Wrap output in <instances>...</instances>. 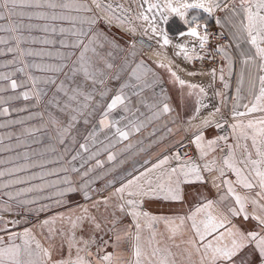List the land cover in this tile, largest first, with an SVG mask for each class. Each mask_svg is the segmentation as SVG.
Wrapping results in <instances>:
<instances>
[{"label":"snow or ice","instance_id":"1","mask_svg":"<svg viewBox=\"0 0 264 264\" xmlns=\"http://www.w3.org/2000/svg\"><path fill=\"white\" fill-rule=\"evenodd\" d=\"M93 2L97 8H102L106 12L113 10L111 4L101 5L96 0H93ZM239 3L242 9V18L237 38L242 39L254 49V54L246 56L243 63L247 65L258 61V71L264 73V0H239ZM17 7H46L48 9L62 8L91 11L84 4L75 3L74 0H0V21H8V26H0V31H8L13 34L17 32L19 26L13 25L11 19L14 15H24L23 12L17 13L15 11ZM116 7L123 8L120 4H117ZM228 7V4L224 5V9ZM219 8L220 4L216 0H183V2L176 3H174V0H164L162 4L157 2V0H142L138 19L146 21L151 28V32L156 36L162 37V46H166L171 41L167 32L163 28H158L157 16L160 17V21L164 24L169 22L170 16L178 17L185 26V30L180 31L178 36L192 37L199 41L198 47L204 49L209 41V34L206 28L203 33L198 30L205 26L200 25L195 16L191 19L187 18L188 10L202 9L206 13H211ZM146 13L152 15L150 16ZM233 14L236 15L237 13L234 12ZM36 15L44 18L43 13H37ZM114 18L117 19L118 23L124 22L118 17ZM50 19L73 18L53 14ZM95 22V19L87 21L90 25ZM43 30L47 32L49 29L45 27ZM51 31L55 32L56 29L52 28ZM59 31L65 33L69 30L60 28ZM147 31L148 29L146 28L145 32ZM72 35L76 39L71 44H67L63 40L60 43L65 48L77 49L79 54L76 55L71 51L57 52L55 56L58 57L59 62L44 64H28L25 62V57H52L53 53L26 51L21 47V41L25 38L19 35L12 36L15 41V47H8L7 52L15 53L16 55L13 60H9L7 63L14 64L19 62L23 64L22 68L16 69L17 72H25V69L35 68L44 73L60 74L64 78L59 79L58 76L56 78L52 76L41 78L25 73V79L18 81L12 78L14 75L12 73H0V81L7 82L6 86H0V93L9 89L13 92H16L17 89H26L20 91L14 97L9 96L5 99L0 96V115L9 113L10 109L3 107V105L13 99L23 98L25 101L34 99L39 103L42 97H47L48 95L45 89L40 87L42 84L52 91V96L47 100V103L67 116V120L63 121L57 116L51 115L46 125H44L54 129V138L58 139L60 144H64L67 137L71 138L73 145L78 143L77 137L80 133L77 132L76 135H72V133L76 129L78 122H82L85 125L86 134L82 136L83 142L79 143L76 154L71 157L72 161H75L81 155V152L87 153L88 160H92L94 157L99 156L101 151L108 153V161H113L116 156L108 150L121 141L128 140L133 132H139L144 127V123L143 121L137 123L130 118L134 113L129 107L132 102L125 92V89L129 87L128 84H121L115 89V94L111 96L110 100L105 102L104 98L108 97L109 89L105 86V80L101 77L100 69L96 67L93 57L87 55L89 52L96 55L97 46L103 47L102 44L97 45V34L80 29L73 31ZM42 42L44 44L53 43V41L47 39ZM0 44H8V40L0 38ZM177 48L179 51L176 55L183 53L186 59H193V57L188 55V45L177 44ZM216 51H222L221 47L217 46ZM2 54L3 52H0V55ZM195 58L204 59L203 56ZM106 67L111 69L113 65L107 64ZM140 68L141 65L138 64L131 72V75L136 77L137 80L140 79L137 74ZM169 71L171 72L170 69ZM220 71L223 73V69ZM211 74L215 76L216 70L213 69ZM171 75L175 77L174 72ZM113 78L118 79V77ZM220 79L223 80L222 74ZM256 80L259 82L258 92L252 93L253 99L250 103L242 105L245 110L239 111L240 105L237 104L231 111V118L234 122L229 124L228 127L232 130L234 143L221 146L222 141L226 142L228 140L227 136L219 135L212 139H206L203 131H199L189 141L190 144L195 145L201 160L217 151L224 153L219 157L220 167H216L217 158L215 157L201 167L191 157H188L187 153L181 155L179 152H172L171 156L164 155L153 163L151 167L145 168L139 175L133 176L115 189L112 195L118 197V202L114 206L112 225L115 226L117 224L115 211H119L132 218L135 228V233L132 234L128 229L123 230L121 233L113 227L115 241L119 244L129 235H132L131 257L124 261L121 256L102 252L103 246H101V250L98 251L95 258L96 264H178L177 259H175L176 253L169 246L166 245L163 248L158 246L160 242L156 239L157 233L154 230V225L161 221H163L168 232L166 239L172 242V247L180 249V255L187 261V264H264V215L255 214L256 208H259L260 212L264 213V204L259 203V201H264V115H252L258 112L264 113V74L258 75L251 81L252 89L257 87ZM89 83L91 88H89ZM178 83L182 86L185 85L183 80L178 79ZM97 85L101 86L99 90L96 87ZM187 87L196 89L197 85L188 84ZM93 93H97L100 100H94ZM199 93L201 95L204 94V89L199 88ZM132 95H137V93L133 92ZM201 106L207 107L206 105ZM118 109L128 115L122 114L117 118L114 113ZM171 110L169 104L164 102L162 108H159L148 119L159 118L161 114H167ZM97 111H99L100 118L96 123H93L92 118ZM197 111H199V108H197ZM215 112H220V109L216 108ZM244 117L252 118L245 121L242 119ZM211 123V120L205 119L201 121V126H210ZM89 125H92L90 130H88ZM215 126L216 128L224 127L221 123H216ZM101 136H103V139L100 138ZM248 141L251 142L250 147L251 150H254L255 158H253V151H250ZM97 145H99L98 148ZM181 146L183 147L184 145ZM92 148H96V150H90ZM238 149L240 152L239 157L237 156ZM66 151H71V149H66ZM173 159L177 162L175 166L165 168L166 165L171 164ZM95 163L97 167L103 166L102 161L99 159H96ZM147 163L145 161V164ZM160 169H164V171L158 173L155 179L149 175ZM92 170V168H89L84 175L86 176ZM71 171L75 172L77 169L73 167ZM211 171H216L218 173L217 179L220 180V183L215 184V186L218 189H226L220 195L219 202L206 200L186 217H160L142 210L145 199L156 197L168 201H182L184 196L181 185L202 182L204 180L202 172ZM229 171L235 176L234 181L225 178L226 172ZM4 175L5 173L0 171V176ZM15 182L20 183L21 181L17 180ZM65 183L68 187L60 191L58 193L59 196L63 197L69 193L77 192V188L72 186V181L66 180ZM237 187L255 191L254 197L241 194L237 191ZM26 191H31V189H26ZM83 195L85 199L89 198L88 192H84ZM125 196L128 198L125 199ZM110 199L111 197H105L102 201H97L93 206L95 207L96 204L100 203L108 206ZM228 200L233 201V203L217 211L218 205ZM249 203L254 209V213L251 215L247 211ZM126 209L127 211H125ZM201 214L202 218L198 219ZM230 217H242L244 221L255 220L259 231H244L238 225L232 223ZM56 219V217H53L51 220H45L43 224L44 226L50 223L54 224ZM59 219L63 220L64 217H59ZM67 219L72 229L82 228L85 222L91 223L94 230L102 229V224L97 218L89 215L88 208H83L81 215L76 216L74 219L71 216ZM189 221L191 222L190 224H188ZM16 223L17 221L0 220V233L5 234L0 235V264H93L91 259L92 252L88 251L85 255H81L84 252V248L79 246H76L74 258L69 256L67 259H52L50 247H42L38 241L35 243V247H32L34 237L31 229L25 228L22 233L9 231V226H15ZM146 230L151 235L147 238L145 246V243H142V233ZM49 231L51 234L54 229ZM185 232L188 234L185 235ZM161 235L163 236V233ZM17 239L22 241V243H17ZM72 239L74 237L68 238L69 248L74 246ZM176 241L179 242L177 243ZM82 242L89 248L96 243L94 236L89 240H82ZM105 244H107V241H105ZM248 249L252 251L245 255ZM193 257H198V260H193Z\"/></svg>","mask_w":264,"mask_h":264},{"label":"crops","instance_id":"2","mask_svg":"<svg viewBox=\"0 0 264 264\" xmlns=\"http://www.w3.org/2000/svg\"><path fill=\"white\" fill-rule=\"evenodd\" d=\"M74 2L84 4L91 11L83 9L77 11L75 9L62 8L17 7L15 9L17 13H24L23 16L14 15L11 19L13 25L19 26L17 32L13 34L8 31H0V38L8 40V44H0V52H3L0 55V73H12L14 74L12 78L18 81L25 79V73L41 78L46 76L56 78L58 76L59 79H62L63 76L60 74L44 73L35 68L25 69V72H17L16 69L22 68L23 64L19 62L14 64L7 63L9 60H13L16 55L15 53L7 52L8 47H15V41L12 36L19 35L25 38L21 41V47L26 51L53 53L52 57H25L26 63H57L59 62L58 57L55 56L57 52L71 51L76 55L79 54L77 49L65 48L60 41L63 40L65 43L71 44L76 39L72 32L83 29L89 33H96L98 36L97 45H103V47L97 46L96 55L91 52L87 53L88 56L93 57L96 67L100 69V75H102L105 71L103 62L110 60L109 53L112 52L108 42L102 39L105 36L106 40H108L106 35L95 31V28L99 27L103 21L87 0H74ZM37 13H43L44 18L36 15ZM53 14L68 16L73 19L52 20L50 17ZM226 16L227 25L225 29L229 36V44L223 54L228 60L234 84L237 86H245L247 84L250 89L251 81L258 76L256 70L258 61L247 65L243 63L246 56L254 54V49L242 39L237 38L239 32L236 28L240 14ZM89 19H95L96 22L90 25L87 23ZM0 26H8V21H0ZM45 27L49 29L47 32L43 30ZM52 28H55L56 31H51ZM60 28H65L69 31L61 33L59 31ZM110 35L111 40L116 39L112 34ZM45 39L51 40L53 43L44 44L42 41ZM144 55L151 61L141 56L118 85V87L121 84L129 85L125 92L132 102L129 107L134 115L130 118L137 123L143 121L144 127L139 132H133L128 140L121 141L108 150L116 156L113 161H108V153L105 151H101L100 155L92 160H88L87 153L81 152V155L75 161H72L71 157L76 154L79 143L83 142V139L79 141L74 151L64 158L58 139L54 138V129L44 125H46L51 115H55L63 121L67 120V116L47 103V100L52 96V91L44 85L41 84L40 87L44 88L48 95L47 97H42L39 103L34 99L25 101L20 98L13 99L3 105V107L10 109L7 115H0V171L5 173L4 176H0V199L4 203L17 205L34 213L67 211V208L75 207L80 201L89 200L98 191H107V189L131 179L133 176L139 175L143 168L151 167L159 158L172 152L175 146L184 139V124L188 118L194 115V110L198 108L197 102L201 101L200 95H197V89L188 88L187 83L201 87H204L205 83L198 79L196 81L192 78L187 79L186 76H180L174 68L165 64L155 63L159 60L151 58L148 53H144ZM138 64L141 65L137 73L140 76L139 80L131 75L132 69L136 68ZM173 72L175 77L171 75ZM177 78L185 81V85H180ZM6 84V81H0V86H6ZM89 86H91L90 83ZM210 86H207V88L211 89ZM24 90L26 89H17L16 92H13L9 89L0 93V96L6 99L9 96L14 97ZM133 92L137 93V95H132ZM114 94L115 90L112 95ZM164 102H167L172 110L167 114H161L159 118L149 120L148 118L152 117L154 112L162 108ZM122 114L128 115L120 112L119 109L114 113L117 118ZM99 118L100 114L93 123H96ZM91 126L88 130L91 129ZM100 138L103 139V136ZM98 147L99 145H97ZM90 150L95 151L96 148ZM96 159L102 161V167L96 166ZM145 161L148 163L145 164ZM73 167L77 171H71ZM167 167L169 165L165 166V168ZM89 168L93 170L85 176L84 173ZM17 180L21 182L16 183L15 181ZM66 180L72 181V186L77 188V192L61 197L58 193L68 187L65 183ZM110 181L111 183H109ZM196 187L199 192L186 199L183 198L182 201L160 199L159 201L149 200L144 202V204L147 211L152 215L175 218L179 216L186 217L204 200L218 202L217 199L207 197L209 194L208 189V193L203 194L202 187L197 185ZM26 189H31V191H26ZM209 189L212 191L213 187L210 186ZM84 192H88V199L84 198ZM200 192L208 199H204L202 194L198 198L197 196H199ZM18 193L19 195H17ZM215 196H217V193ZM199 199L201 201L196 203ZM220 205L222 204L218 205V209H220ZM73 208L71 211L74 210ZM190 223L189 221L188 224ZM154 230L157 236L161 235V233L168 236L166 229L157 228V224L154 225ZM150 235L151 233L146 230L147 238ZM115 255L123 258L121 252L115 253Z\"/></svg>","mask_w":264,"mask_h":264},{"label":"rangeland","instance_id":"3","mask_svg":"<svg viewBox=\"0 0 264 264\" xmlns=\"http://www.w3.org/2000/svg\"><path fill=\"white\" fill-rule=\"evenodd\" d=\"M117 1L118 4L122 5L124 9L128 8L131 10V17H135L134 12H140L141 10V3L142 0H114ZM97 3H100L101 5H108L103 0H96ZM123 2V4H122ZM159 3H163L164 0H157ZM176 2H183V0H174V3ZM217 3L220 4V8L211 12L206 13L202 9H190L188 10L187 18L191 19L193 16L196 17V20L200 25H203L205 27L199 28L198 30L202 33L204 32L205 28L206 30L215 29L219 32L223 33L227 37V43L223 46H220L222 51L215 53V60H217V64L214 66L211 64L210 59L211 57L208 56L206 52V46L204 49H200L198 47L199 41L188 36L180 37L178 36V33L180 31L185 30V26L183 23L179 20L178 17L170 16L172 20L170 23L164 27V25H159L158 21V28H163L169 36V39L171 41L170 44L166 46H162V37L156 36L151 32V28L148 25L146 21L140 20L136 27H134V30H131L132 34H134V37L132 39L136 42H139L144 46V53H148V55L151 58H154L156 61L155 63L158 64H165L166 66H170L176 70L178 75L186 76L187 79L192 78L196 81L201 80L202 83H205L204 87L197 85V92L198 96L200 95L201 101L198 103L197 106L199 108V111L194 110V115H192L190 118L187 119V122L184 124L183 132H184V139L182 141L189 143V141L193 138L195 134H198L199 131H203L205 134L206 139H212L219 135H224L228 137V140L226 142H221V146H225L229 143H234L233 134L231 128L228 127L229 124L233 123L234 121L231 118V111L232 109L239 104V111H244L243 104L250 103L253 99V92H258L259 89V82L256 80L257 87L255 89H252L250 86V89L248 85L245 86L239 85L237 86L234 84L230 69L228 60H226L223 52L227 50L229 40L227 35L226 25H227V16L231 15L233 12L240 14L238 16L237 21V30L239 29V24L241 21V14L242 9L239 3V0H216ZM94 3V2H93ZM95 4V3H94ZM228 4L229 7L227 9H224V5ZM96 5V4H95ZM102 15H100L101 20L111 23V22H118L117 19L114 17H118L120 19V15L115 9H113L110 12L104 11L102 8H99ZM122 13V12H121ZM129 12L126 11L125 14ZM125 14H123L125 16ZM148 14V13H146ZM149 15V14H148ZM151 16V15H150ZM138 20V17L136 18ZM131 19H127V21H124L123 23H120L124 25L125 23H129ZM132 25V24H131ZM128 29H130V26H127ZM148 29L147 32H145V29ZM149 33V34H146ZM177 44H186L188 45V55L193 57L192 60H188L184 57V54L181 53L180 55H176V53L179 51L177 48ZM229 49V48H228ZM144 59H147L148 61H151L147 56L143 55ZM197 56H203L204 59L206 57H209L207 61L204 59H196ZM232 67V66H231ZM216 70V75L213 76L211 74L212 70ZM221 69H223V73H221ZM232 69V68H231ZM229 70V71H228ZM257 70V75H262L264 73H261ZM189 73H195V74H189ZM221 74L223 75V80L220 79ZM198 79V80H197ZM200 82V81H199ZM187 83V82H186ZM189 84V83H187ZM211 85V86H210ZM207 86L211 89H208ZM199 88L204 89V94L199 93ZM219 94V95H217ZM201 105H206L207 107H202ZM219 108L220 112H215V109ZM253 116H260L264 115V113H254ZM252 117H244L245 121ZM209 119L212 121L210 126H201V121ZM216 123H221L224 125L223 128H216ZM181 141V142H182ZM190 144V143H189ZM250 151H253V158L254 156V150H251V142L248 141ZM193 146L194 154L191 157L196 163L201 165L203 167V164L207 161H210L213 159V157L217 158V165L216 167H220L219 157L223 155L224 153H221L220 151H217L213 154H209L208 157H206L204 160L199 159V154L196 151L195 145L190 144ZM174 152V149L172 150ZM171 152V153H172ZM171 153L168 155L171 156ZM240 152L239 149L237 150V156L239 157ZM174 159L172 160L169 167H171ZM146 168V167H145ZM143 168V170L145 169ZM164 169H160L157 172H153L150 174H158L163 172ZM202 176L204 177V180L202 182H195L191 184H182V192L184 194V198L191 197L192 195L197 194L199 191L197 190V186L202 187L203 194L208 193L207 197H211L212 199H217L219 202L220 195L226 191V189L220 188L218 189L215 184H219L220 180L217 179L218 173L216 171L211 172H202ZM209 176V177H208ZM212 177V178H211ZM230 180H235V176L229 171L226 172V177ZM127 181V180H126ZM124 181V182H126ZM215 181V183H214ZM122 182V183H124ZM113 186L107 191H104L103 195H94L87 201L79 202L74 207L67 208L65 210L56 211V212H49V213H34L30 212L28 210H25L23 208H20L17 205L14 204H8L4 203L0 199V220L4 221H17L15 226H9V231L15 232V233H22L25 228L32 230V235L34 239L32 240V247H35V243L38 241L42 247H50L51 252V258L54 260L59 259H67L69 256L72 258L76 255V246L84 248V252L81 253V255H85L88 251L92 252L91 259L93 260V264H96L95 258L96 253L101 250L105 253H122L123 260L127 261L131 257L132 252V245H133V239L132 235H129L125 240L121 241L119 244L115 241V233L113 231V227L119 232L122 233L123 230L128 229L132 234L135 233V228L132 223V218L125 213L115 211V218L117 219V224L115 226L112 225L111 220L113 219V212H114V206L118 202V197L113 196L112 193H114L115 189L120 187L122 184ZM142 183V181H141ZM210 186L213 187L212 191H210ZM208 189V190H207ZM195 190V191H193ZM258 190V189H257ZM237 191L241 194L248 195L250 197H254L255 191H248L244 190L240 187H237ZM212 192V193H211ZM217 193V196H215ZM201 192L199 193L198 198L201 196ZM202 194V195H203ZM105 197H111L109 205L105 206L103 203L96 204L94 207L93 205L97 201H102ZM204 199L206 198L205 195H203ZM128 197L125 196V199ZM162 198L157 199H147L149 200H157L159 201ZM201 200L199 199L196 201V203H199ZM205 201V200H204ZM202 201V203L204 202ZM233 203V201L228 200L225 201L222 205H220L221 208L227 207L229 204ZM260 204H264V201H259ZM74 207V208H73ZM72 208L75 210L71 211ZM88 208L89 209V215L95 216L97 220L102 224L101 230H94V227L91 223L85 222L83 224L82 228L72 229L71 224L69 220L67 219L69 216H71L73 219L76 216L81 215L82 209ZM6 209V210H5ZM142 210L147 211V208L145 204L142 205ZM127 211V209L125 210ZM219 211V209H217ZM248 213L251 215L254 213L253 206L251 203H249L247 207ZM255 214L257 215H264V213H261L259 208L255 209ZM53 217H56L55 223H50L47 226H44L43 222L45 220H51ZM59 217H64L63 220L59 219ZM202 218V214L198 219ZM232 223L238 225L240 228H242L244 231L248 230H256L259 231V228L257 227V221L249 219L247 221H244L242 217H230ZM157 228L164 229V223L160 222L157 224ZM50 229H54V231L50 234ZM188 233L185 232V235ZM0 235H5L4 233H0ZM95 238L96 243L92 244L89 248L86 246L82 240L86 241L89 240L91 237ZM74 237L72 239V244L74 245L72 248H69L68 245V238ZM167 236L164 235H158L156 236L157 241H159V247H165L166 245L171 248L173 252L176 253L175 259H177L178 264H187V261L180 255V249H177L175 247H172V242L168 241L166 239ZM146 231L142 233V243H145L146 246ZM105 241H107V244H105ZM17 243H22L19 239L16 240ZM177 243L179 241H176ZM95 251V253H93ZM252 250L248 249L245 252V255L250 253ZM193 260H198V257H193Z\"/></svg>","mask_w":264,"mask_h":264},{"label":"water","instance_id":"4","mask_svg":"<svg viewBox=\"0 0 264 264\" xmlns=\"http://www.w3.org/2000/svg\"><path fill=\"white\" fill-rule=\"evenodd\" d=\"M112 29L118 32L119 34H121L120 35L121 38H116L111 40V35L109 33V30H107L104 27L95 28V31L97 33L100 32L106 35L108 40H106L105 36L102 37V39L108 42L109 47L112 50L109 58L110 60L103 62L105 66V71L101 75V77L105 80V86L109 89L108 97L104 98L105 102L109 101L110 97L114 93V90L125 78L128 71L135 64V62L141 56L144 55V46L142 44L134 41L131 36H128L127 34H124L116 30L114 27L110 26V30ZM107 64H112L113 67L109 69L106 67ZM113 77H118V79H114ZM63 78L64 77H62V79ZM96 87L99 90L101 86L97 85ZM89 88H91V86H89ZM93 96H94V100L97 101L100 100V97L97 93H93ZM98 115H99V111H97L96 115L92 118L93 122L95 121ZM90 126L91 125H89L88 128ZM77 132L80 133V135L77 137L79 143V141L82 139V136L85 134V125L82 122H79L76 125V129L73 131L72 135H76ZM78 143L73 145L71 143L70 137L65 138L64 144L59 143L64 158L68 157L74 151ZM66 149H71V151H66Z\"/></svg>","mask_w":264,"mask_h":264},{"label":"built area","instance_id":"5","mask_svg":"<svg viewBox=\"0 0 264 264\" xmlns=\"http://www.w3.org/2000/svg\"><path fill=\"white\" fill-rule=\"evenodd\" d=\"M87 1L92 5V7L96 10V12H98L100 15H102L100 10L92 2V0H87ZM207 33L209 34V41L206 45V52H207L208 56L211 57V59H210L211 64L215 66L217 64V60H215V58H214L215 53H216V47L225 45L227 43V37L225 34L219 32L218 30H215V29L207 30ZM209 57H206L204 60L207 61ZM181 145H184V146L182 147ZM174 152H179L181 155H184L185 153H187L188 157H192L194 154V149H193L192 145L182 141L175 146ZM176 163H177L176 161H173L172 166H175ZM149 175L153 179H155V177L157 176V174H149ZM103 194H104V191H98L97 192V195H99V196L103 195ZM151 199H157V198L154 197ZM145 200H147V199H145ZM93 253H95V251Z\"/></svg>","mask_w":264,"mask_h":264},{"label":"flooded vegetation","instance_id":"6","mask_svg":"<svg viewBox=\"0 0 264 264\" xmlns=\"http://www.w3.org/2000/svg\"><path fill=\"white\" fill-rule=\"evenodd\" d=\"M103 1H105V3H107V4H111L112 7H113V9H115V10H117V11H120V12H118V14L120 15V20L127 21V19H131V21H130L129 23H125L124 25H122V24H120V23H118V22L107 23V22H105V21L103 20L102 24H101L99 27H101V28H102V27L106 28L107 30H109L110 34H112V36H114V37H116V38H121V37H120L121 34H119L118 32H116V31L113 30V29L110 30V26H111V27H114L116 30H118V31H120V32H122V33H124V34H127L128 36L134 37V34H132L131 30H134V27L137 26V24H135V23H139V22H140V19H138V20L136 19V18L139 16L138 12H134L136 18H133V19H132V17H131L132 14H131V10H130V9H128V8H126V9H124V8H117L116 5L118 4V2H117V1H114V0H103ZM92 2H93V0H92ZM122 4H123V2H122ZM141 4H142V3H141ZM98 9H99V8H98ZM126 11L129 12V13L125 14ZM154 11H155V10H154ZM121 12H122V13H121ZM97 13H98V12H97ZM98 14H99V13H98ZM123 14H125V16H124ZM99 15H100V14H99ZM149 15H152V14H149ZM171 20H172V18L169 17V22H168L167 24L164 25V24H162V22L160 21V17L157 16V21H158L159 25H164V27L167 26V25L170 23ZM131 24H132V25H131ZM127 26H130L131 28L128 29ZM165 30H167V28H166ZM146 34H149V33H146ZM149 35H150V34H149Z\"/></svg>","mask_w":264,"mask_h":264}]
</instances>
